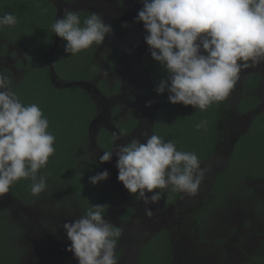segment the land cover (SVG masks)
<instances>
[{"label": "flooded vegetation", "instance_id": "flooded-vegetation-1", "mask_svg": "<svg viewBox=\"0 0 264 264\" xmlns=\"http://www.w3.org/2000/svg\"><path fill=\"white\" fill-rule=\"evenodd\" d=\"M32 2L35 8L40 10L41 16V8L45 3L42 0ZM37 2L40 7H37ZM48 2L54 10L53 21L57 7L62 12L67 8L81 16L98 13L112 29L111 34L106 35L95 51V59L101 67V79L106 81L108 88L104 92L98 85L90 82L87 83L92 87L88 90L79 88L89 94L96 107V113L87 127L88 139L79 149L85 159L97 162L103 170L105 167L111 170V177L107 180L111 184L114 198L110 205L106 204L103 218L123 229L116 248L118 264H184V261L185 264H206L205 260H212L210 256L228 260L233 253L242 255L244 264H253L257 256L263 257L264 260V191L258 190L253 184L263 183L264 178L246 175V163L244 160H238V150L243 149L245 138L252 130L253 124L260 122L264 117V63L243 70L228 97L220 102L215 124L217 136L212 153L200 156L201 167L205 168L206 172L197 193L189 195L165 190L159 202L146 206L118 181L115 154L109 162L101 163L99 159L106 151L99 145L101 137L105 140V134H108L111 140L113 133L118 134L120 140L117 143L120 145L132 139H141V142H144L147 136L153 134L156 125L160 94L155 91L157 83L153 75L154 70L150 68L155 67V63L144 40L147 33L143 23L134 22L143 4L141 0ZM35 21L39 27L32 36L40 40L46 35L43 22L38 17ZM4 46L7 47L5 55L12 61L23 60L22 48L9 45L0 38V49ZM111 55L117 57V63L112 67L108 60ZM146 58L151 62L148 63ZM5 69L11 71L14 79V71L9 67ZM19 70L23 75L26 73V70ZM104 70H114L115 79L103 77ZM54 75L56 78L52 80ZM19 78H22V74L14 80L17 82ZM50 80L55 88L67 89L62 88L67 83L60 81L51 68ZM117 84V91L113 92ZM148 102H151L150 106H146ZM89 153H95L94 159L88 157ZM70 199V205L59 208L58 214L54 212L55 208L44 211L41 219L52 217L53 220H49L47 225L41 226L42 229L38 230V233L33 234L32 248L42 249L40 257H35L36 250L33 251L35 255L32 259L35 258V264H78L73 253L66 250L71 242L67 239L63 224L73 222L85 211L80 210L77 204H72V198ZM58 200H61L60 196ZM146 207H150L151 216L145 214ZM230 214L231 219L227 222ZM240 216L244 219L236 218ZM253 224L263 231L254 229ZM214 226H217L221 237L211 233L210 228ZM238 226L244 231L240 239L236 236ZM256 232L260 235L257 241L252 235ZM210 234L215 238L209 239ZM223 234L231 236L227 240ZM125 238L131 240V245L127 244ZM164 238L168 243L165 246L168 250L167 263L163 256ZM11 242L16 250L14 240ZM25 245L22 240L19 242L21 254L17 257L22 258ZM229 245L234 246V249Z\"/></svg>", "mask_w": 264, "mask_h": 264}, {"label": "clouds", "instance_id": "clouds-1", "mask_svg": "<svg viewBox=\"0 0 264 264\" xmlns=\"http://www.w3.org/2000/svg\"><path fill=\"white\" fill-rule=\"evenodd\" d=\"M141 2L143 7L134 22L143 23L148 51L168 73L155 91H167L172 104L206 111L228 97L243 70L264 62V0ZM47 11L41 8L42 13ZM18 22L11 12L0 15V29ZM51 31L66 41L65 53L74 56L94 44L100 46L112 29L98 13L81 21L78 13L65 8L62 18L52 22ZM12 84V79L0 72V197L20 180H30L32 195L39 196L48 187V177L40 170L55 154L56 137L49 131L41 107L25 104ZM207 124L201 120L194 128L207 131ZM119 140L113 133L112 148L103 152L100 162H109L115 154L118 181L144 205L159 202L169 189L197 193L206 169L194 151L178 150L174 140L155 133L144 142L132 139L120 145ZM108 177L104 170L89 177V182L96 185ZM105 206L91 205L73 222L63 224L71 242L66 250L78 264H118L116 248L123 229L103 218ZM145 214L152 215L150 207L145 208Z\"/></svg>", "mask_w": 264, "mask_h": 264}, {"label": "trees", "instance_id": "trees-1", "mask_svg": "<svg viewBox=\"0 0 264 264\" xmlns=\"http://www.w3.org/2000/svg\"><path fill=\"white\" fill-rule=\"evenodd\" d=\"M47 12L41 16L40 10L35 8L32 0H0V15L11 12L18 18L14 27L5 26L0 29V38L9 45L18 46L24 50L23 60L17 59V68L26 70L22 78L14 80L11 71L4 69L2 72L12 79V88L17 92L25 104L37 103L45 117L49 120V131L55 137V154L51 156L45 168L40 174L48 177V187L39 196H33L30 191V180H20L13 184L7 193L11 198L22 204L38 202L43 197L50 196L52 191H57L60 201L54 208H63L77 204L79 209L85 211L91 205H109L114 198L111 184L106 179L93 185L89 177L103 170L97 162L80 156V146L88 139L87 127L89 121L96 113L95 104L87 92L77 87L65 90L55 88L50 80V66L48 64L49 51L52 47L55 34L51 31L54 18V10L48 0H42ZM81 21L86 17L81 16ZM36 17L41 18L45 30L44 37L34 39L33 34L39 27ZM48 30V31H47ZM66 41L61 38V43L52 58L53 71L60 81L90 82L98 85L99 89L106 91L107 84L101 79V67L95 59V51L99 45H93L76 55L66 54L64 47ZM7 47L0 49V55L6 53ZM16 56L15 54L13 55ZM110 66H115L117 57L111 55ZM147 62L151 60L146 58ZM155 82L157 85L162 79H166L168 73L154 60ZM118 84L113 92L117 91ZM168 93L159 95V111L153 134L164 137L165 140H174L178 150L194 151L200 158L203 154L212 153V148L217 136L216 121L219 103L212 104L206 111L194 109L192 106L172 104L167 99ZM201 120H207V131H196L194 125ZM264 117L260 122L253 124L252 130L245 138L243 149H237L240 158L244 160L247 170L246 175L264 178ZM105 140L101 137L100 147L106 151L111 150L112 140L105 134ZM100 138V137H99ZM243 141V139H242ZM72 195V196H71ZM91 204V205H90ZM13 222L11 214L0 204V264H16L17 253L13 248ZM164 247V261H168L167 239H162ZM13 249H11V248ZM162 247V246H160ZM264 264L263 257L254 258L253 264Z\"/></svg>", "mask_w": 264, "mask_h": 264}, {"label": "rangeland", "instance_id": "rangeland-1", "mask_svg": "<svg viewBox=\"0 0 264 264\" xmlns=\"http://www.w3.org/2000/svg\"><path fill=\"white\" fill-rule=\"evenodd\" d=\"M262 63V62H261ZM264 63V62H263ZM10 68L12 71H14V75H16L15 77H18L19 75L23 73L21 70H19L17 68V62L16 61H12L10 57H7L4 54L0 55V72H2V70H4L5 68ZM255 67V66H254ZM107 73V76H103V73ZM118 72V71H116ZM102 76L103 77H107V78H112L115 79V72L114 70L111 71H103ZM119 74V73H118ZM14 77V79H15ZM21 77V76H20ZM110 81V80H109ZM94 152V151H93ZM84 157V154L81 153L80 156ZM95 153H89L88 157L94 159ZM85 158V157H84ZM251 181H249L250 183ZM254 186H256L258 188V190L264 191V180L263 183L262 182H254L253 183ZM52 196H45L41 199L38 200V202L35 201V203H30L28 205L26 204H22L20 203L18 200H15L13 198H11L10 195L5 194L4 196L0 197V204L2 206L5 207L6 210H8V212L11 214L12 220L13 222H11V226L13 227L14 233H13V240H14V245L17 246L16 248V253L17 255L21 254V246H19V242L22 240V242L24 243L26 249L23 253L22 258L18 257L17 259V263L16 264H35V258L32 259V256L35 255V251L36 250V255L35 257H40L42 254V249L40 247L37 248H32V239L33 234L38 233V230L42 229V225H47L49 220H53L52 217H46V218H42L43 213L45 210H52L54 209V205L59 202L58 200V195H57V191L53 192L52 191ZM54 196V198H53ZM260 198H262L261 195H259ZM59 208L54 209V212H56L57 214L59 213ZM229 215V214H228ZM238 220L239 219H244L242 216L240 217H236ZM44 219L46 220V223L44 224ZM231 219V214L227 219V222ZM251 221L254 223L253 219H251ZM224 224V223H223ZM221 224V225H223ZM218 226V223H217ZM217 226L211 227L210 231L211 233H216L218 234L219 237L220 233L219 230L217 229ZM254 229H260L258 228L255 224H253ZM221 228V226H219ZM261 231H263L262 229H260ZM242 232L243 229L239 228V226L237 227V231H236V236L238 239H240L242 236ZM210 234L209 235V239L210 238H215L214 235ZM248 234V230L245 231V235L247 236ZM224 235V234H223ZM253 235V239L254 240H258V236L259 233L256 232ZM226 237V239L228 240L229 234L228 235H224ZM218 237V239H219ZM126 239V242H128V245H131V240ZM260 246H262L261 243H259ZM210 246V245H209ZM229 247H231L232 249H234V246L229 245ZM11 248V247H10ZM211 248V246H210ZM13 249V248H11ZM14 250V249H13ZM209 258H211L212 260H205L206 264H244L243 263V259L244 257L242 255H233L231 256L230 259H226V258H217L216 256H210ZM39 260L40 258H36V260ZM185 264V261H184Z\"/></svg>", "mask_w": 264, "mask_h": 264}, {"label": "water", "instance_id": "water-1", "mask_svg": "<svg viewBox=\"0 0 264 264\" xmlns=\"http://www.w3.org/2000/svg\"><path fill=\"white\" fill-rule=\"evenodd\" d=\"M62 16H63L62 10L59 7H57L56 18H62ZM60 43H61V38L56 36V34H55V39L53 41L52 47L50 48L49 59H48V64H49V66H50L52 71H53L52 58H53V55H54L56 49L59 47ZM53 77H54V79H53ZM53 77H52V80H55L56 75H54ZM70 87H78V88H82V89L88 90L90 87H92V85L87 83V82L74 81V82H69V83H67V84L62 86V88H70ZM96 94H97V92H96ZM104 170H107L109 172V177H111V174H110L111 170L107 169L106 167L104 168Z\"/></svg>", "mask_w": 264, "mask_h": 264}]
</instances>
